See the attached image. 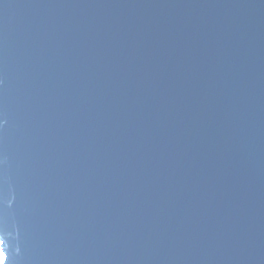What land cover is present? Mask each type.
Wrapping results in <instances>:
<instances>
[{
	"label": "water",
	"instance_id": "1",
	"mask_svg": "<svg viewBox=\"0 0 264 264\" xmlns=\"http://www.w3.org/2000/svg\"><path fill=\"white\" fill-rule=\"evenodd\" d=\"M5 264H264V0H0Z\"/></svg>",
	"mask_w": 264,
	"mask_h": 264
},
{
	"label": "snow or ice",
	"instance_id": "2",
	"mask_svg": "<svg viewBox=\"0 0 264 264\" xmlns=\"http://www.w3.org/2000/svg\"><path fill=\"white\" fill-rule=\"evenodd\" d=\"M6 257L2 251H0V264H5Z\"/></svg>",
	"mask_w": 264,
	"mask_h": 264
}]
</instances>
